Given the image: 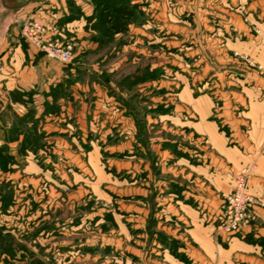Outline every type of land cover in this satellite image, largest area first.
<instances>
[{
  "label": "crops",
  "instance_id": "0c3cea01",
  "mask_svg": "<svg viewBox=\"0 0 264 264\" xmlns=\"http://www.w3.org/2000/svg\"><path fill=\"white\" fill-rule=\"evenodd\" d=\"M133 2L151 15L147 16L148 20L152 19L156 26L163 27L166 20L160 0ZM196 2L203 8L211 4L207 0ZM182 4L185 8L190 6L187 0ZM221 4L235 10L234 14L221 11L217 17L222 24L218 33L221 41L211 50L219 54V68L202 67L208 75L213 72L212 77L216 79L212 93L196 95L181 89L172 103V112L153 117V122L150 116L148 118V126L158 124L161 127L165 123L170 131L169 138H160L152 144L151 162L140 144L145 160L141 159L138 173L146 182L138 195L146 200L150 194L147 182L154 181L151 197L156 231L175 241L179 247L177 254L180 255L177 256L172 255L165 245L157 244L154 257L158 264H264V0H220L217 6L221 7ZM93 16L92 0H0V149L4 148L10 158L6 163L7 171L0 168V183L10 180L9 169L17 164V157H22L21 145L32 120L42 118L38 131L56 136L52 137V143L57 148H67L61 135H68L76 127L86 129L81 120L89 109L92 111L89 117L92 131H95L93 127L102 124L104 134L114 128L133 134L132 117L114 112L111 109L115 104L114 97H105L96 82L86 86L72 85L70 90L74 98L67 97L63 85L67 66L47 59L19 39L21 24L30 17L47 26L49 35L62 41H73L77 54H81L85 52L82 50L86 44L84 39L92 33L89 28L95 23ZM203 17L208 23L212 18L216 19L210 14ZM133 27L130 26L126 34L133 33L137 40L146 38V22L137 27L138 30ZM176 28L169 33L177 35L181 32L188 37L189 30ZM83 67L85 65L80 68ZM111 67L109 69L113 70ZM92 69L98 70V66L94 65ZM232 71L234 77L229 74ZM204 80L205 77L198 83H204ZM159 84L158 91L163 87L162 83ZM70 102L76 103L74 110ZM104 102H107L106 106ZM46 104H58L60 108L49 111L46 116ZM27 109L34 111V118H29L20 127L15 119L20 115L19 111L26 112ZM67 119L75 120L70 128ZM131 143L130 139L124 147L129 148ZM150 163H153L152 167ZM113 165L116 172L129 170L132 173L129 165L127 169L125 164ZM251 165H255V169L247 180V191L262 205L253 208L256 222L244 227L238 237L230 238L207 225L202 214H216L221 199L232 190L234 175ZM133 171L134 174L136 169ZM12 204L15 205L10 201ZM73 205L75 201L72 209ZM15 211L18 212L17 231H24L25 221L28 229L39 222V214L31 213L28 207L16 206ZM0 215L3 216L1 212ZM160 215L165 222L171 220L184 226V232L168 227ZM67 225L77 227L75 222H65ZM37 235L44 239L42 232ZM14 240L21 248L34 245L33 241L23 244L17 238Z\"/></svg>",
  "mask_w": 264,
  "mask_h": 264
},
{
  "label": "rangeland",
  "instance_id": "374dc122",
  "mask_svg": "<svg viewBox=\"0 0 264 264\" xmlns=\"http://www.w3.org/2000/svg\"><path fill=\"white\" fill-rule=\"evenodd\" d=\"M160 1L166 20L162 28L156 26L152 19L148 20L147 16L151 15L139 8L142 15L133 24V30H138L137 27L146 22V38L137 37V40L133 33L113 35L107 29L94 25L89 28L92 32L90 36L84 39L86 44L82 50L85 52L81 54H77L73 41L65 39L64 42L73 48V59L65 64L67 78L63 85L66 86V96L74 98L70 90L72 85L86 86L96 82L105 97H114L115 104L111 106L114 112L132 117L134 132L114 128L104 134L101 123L92 131L89 119L92 111L89 109L81 120L86 129L83 131L76 127L68 135H61L67 148H57L52 143V137L56 136L38 131L42 118L32 120L20 149H24L25 153H20L22 157H17V164L9 169L10 180L0 183V212L3 214L0 215V220H3L0 224H3L2 234L11 235L23 244L33 241L34 245L24 248L16 246L17 256L6 257L3 264H33L37 260L44 264H158L154 257L157 244L165 245L172 255H180L177 254L178 244L156 231L151 197L154 194V181L147 182L150 194L146 200L138 195L140 187L146 182L138 173L141 159L145 160L143 154L146 153L151 162L152 144L160 138L170 137L169 127L165 123L161 127L158 124L148 126V118L150 116L153 122V117L172 112V103L183 88L196 95L212 93L216 79L212 77L213 72L208 75V71L202 67L210 65L211 68H219V54L211 50L221 41L218 33L222 24L217 17L221 11L234 14L235 8L222 4L221 7L217 6L220 0H207L211 1L208 8L199 6L196 0H187L188 8L182 4L185 0ZM206 14L216 19L212 18L208 23L203 17ZM165 25L172 29L167 30ZM177 26L189 30L188 37L181 35V32L177 35L169 33ZM155 34L158 35L157 39ZM231 58L234 59V56ZM81 65H85V68H80ZM94 65L98 66V70L92 69ZM110 66L113 70L109 69ZM234 73L229 72L232 77ZM204 77V83H198ZM159 83L163 84L161 93L158 91ZM74 105L72 110L75 109ZM57 107L60 108L58 104H46V116ZM22 112L19 111L20 115L15 119L20 127L35 115L33 110ZM74 121L67 119L68 128L72 127ZM130 139V147L125 148V143ZM113 163L125 164L126 169L130 166L132 173L129 170L116 172ZM150 164L152 167L153 163ZM133 168L136 169L134 174ZM2 171L6 172L7 167ZM239 172L234 175L233 182ZM229 194L221 199L216 214H202L206 224L218 232L221 206ZM255 200L257 204L249 209L253 219L246 227L256 222L253 208L262 205ZM10 201L15 205H10ZM16 206L28 207L31 213H38L39 222L28 229L25 221L24 231H17ZM7 211L10 214L6 215ZM162 219L168 227L184 232V226ZM65 222H75L77 227L65 226ZM242 230L235 235H226L238 237ZM40 232L44 239H39L37 233ZM193 249L197 250L196 247ZM17 258L18 261H14Z\"/></svg>",
  "mask_w": 264,
  "mask_h": 264
},
{
  "label": "built area",
  "instance_id": "2783aa9c",
  "mask_svg": "<svg viewBox=\"0 0 264 264\" xmlns=\"http://www.w3.org/2000/svg\"><path fill=\"white\" fill-rule=\"evenodd\" d=\"M19 39L35 48L49 60L65 65L72 59V45L49 35L47 26L30 17L22 23ZM254 169L255 165L246 167L235 177L233 190L221 206L220 223L217 226L220 232L235 235L253 219L249 214V209L252 205L257 204V201L247 193L246 187L247 179Z\"/></svg>",
  "mask_w": 264,
  "mask_h": 264
},
{
  "label": "trees",
  "instance_id": "16d2710c",
  "mask_svg": "<svg viewBox=\"0 0 264 264\" xmlns=\"http://www.w3.org/2000/svg\"><path fill=\"white\" fill-rule=\"evenodd\" d=\"M92 3L95 9L93 16L95 18L94 25L107 29L113 35L126 34L129 27L136 24L142 15L139 5L134 3L133 0H92ZM5 153L4 148L0 149L1 169H6V163L10 160ZM20 153H25L24 149ZM2 229L0 227V262H6L4 260L6 257L14 258L16 245L14 237L2 234ZM17 247L21 248V246ZM2 256L4 257L3 260H1ZM33 264L43 263L37 260Z\"/></svg>",
  "mask_w": 264,
  "mask_h": 264
}]
</instances>
